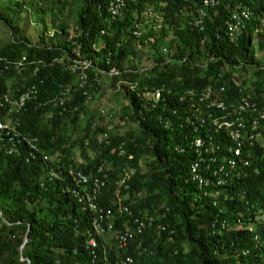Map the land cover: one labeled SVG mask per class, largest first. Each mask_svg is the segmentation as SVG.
<instances>
[{
    "label": "trees",
    "instance_id": "1",
    "mask_svg": "<svg viewBox=\"0 0 264 264\" xmlns=\"http://www.w3.org/2000/svg\"><path fill=\"white\" fill-rule=\"evenodd\" d=\"M122 1V16L112 20L108 13L112 0H82L76 33L70 37L66 24L60 26L64 37L58 36L57 45L52 46L22 38L16 24L21 13L12 10L16 18H4L11 40L0 48V101L4 103L0 121L10 120L18 131L36 138L44 155L62 159L64 171L73 168L90 191L99 179L96 204L115 214V232L125 235L127 246L107 236H96V248L87 245L91 214L72 196L71 181L68 177L48 181L52 162L47 165L42 155L40 161L28 160L27 147L17 140L7 141L5 135L13 134L4 131L0 140V264H264V222L256 221L264 215V154L257 152L252 157L253 172L220 187L221 194L214 199L217 189L199 190L191 181L187 156L193 155L188 148L187 156L175 151L183 133L176 126L165 129L159 120L162 108L152 109L141 94L115 89L118 81L136 83L138 91L144 85H165L164 96L177 110L184 89L208 85L226 68L231 70H226L229 79H214V83L227 85L231 100L251 95L264 107V68L250 58L254 52L252 22L241 41L232 43L225 37L226 21L233 11L251 5L256 20L264 14V0H221L207 10L204 32L190 18L203 0ZM68 2L40 0L37 11L62 10ZM148 9L162 16L160 31L154 30L155 21L136 27L134 16ZM134 30L142 35L136 38ZM163 47L176 51L174 61H167ZM259 48L263 50L264 45ZM77 50L79 59L92 62L85 70L92 100L104 82L114 94L122 93L128 101L123 115L135 124V133H118L106 122L99 126L88 113L90 100L77 82L81 68L69 59H78ZM143 57L158 64L149 65ZM213 57L216 61L203 68V59ZM23 58L24 66L16 69L14 63ZM197 61L201 67L193 65ZM76 65L78 69L73 71ZM37 66L39 73L33 76ZM250 66L258 76L255 90H249L248 76L241 72L237 79L243 77L242 87L231 79L232 72H248ZM33 85L39 90L37 100L11 113L13 106L4 102V95L17 100ZM70 85L72 100L61 105L63 90ZM169 89L172 93L168 95ZM228 95L224 99L230 101ZM82 116L83 124L79 123ZM104 134L108 143L100 141ZM9 149L17 151L8 154ZM131 169L130 177L121 184L125 171ZM226 194L232 200L222 211ZM222 221L227 225L224 230L219 228ZM251 221L257 222L254 231Z\"/></svg>",
    "mask_w": 264,
    "mask_h": 264
},
{
    "label": "built area",
    "instance_id": "2",
    "mask_svg": "<svg viewBox=\"0 0 264 264\" xmlns=\"http://www.w3.org/2000/svg\"><path fill=\"white\" fill-rule=\"evenodd\" d=\"M52 1V0H48ZM63 1L64 0H59ZM221 0H203L201 8L197 10L196 15H193L192 21L194 26L199 32H204L203 18L206 16L207 10L217 7ZM42 5V4H41ZM124 8V2L122 0H112L108 13L112 20L120 18L122 15V9ZM252 12L249 9H245L240 12H235L229 20L226 22L227 29L225 30V37L232 43L241 41V37L247 28L248 21H250ZM162 16L154 10L148 9L142 11L140 14L134 16V23L136 27H142V23H151L152 21L158 24L154 26L155 31L161 30ZM160 24V25H159ZM104 35V32H102ZM136 38L140 37L142 33L139 30H134L132 33ZM172 38H175L173 32H170ZM206 39L201 41L204 44ZM96 50L97 45L94 44ZM202 50V49H201ZM162 54L167 58L168 62L174 61L175 50H171L168 47L161 49ZM75 57L78 59L69 57L73 62H76L81 72L77 77V82L81 88H85L83 95L87 96L89 103H91L92 96L89 95L86 89V82L88 80V74L85 71L92 62L89 59H79L81 53L76 51ZM186 59H183L185 61ZM210 61H216V58H210L208 60L203 59V68L209 66ZM149 65H156L158 62L152 63L151 58L145 59ZM162 63H166L163 61ZM193 65L200 66L197 61ZM24 66V58L14 63L16 69H21ZM78 66L73 68L76 71ZM229 69L222 68L220 72L214 76L213 82H210L205 86H194L183 90L182 96L179 100V109L175 110V107H170V103L164 96L166 86L162 87H150L144 85L141 90H137L136 83L118 81L115 85L116 91L122 93L127 91L136 92L141 94L145 100V103L150 105L152 109L162 108V115L159 116V120L164 125L166 130L172 129L174 126L183 133L182 143L179 146H175V151L179 155H185L186 148L191 151L193 158L188 157L190 163V179L196 183L199 190L203 189H217L212 197L217 199L221 194L219 189L227 185H231L237 179L244 176H248L253 172L252 157L257 152L264 154V107L262 103L255 101L251 95L241 94L237 96V99L231 100L228 95V90L225 84L217 86L218 82L214 83V79H229L227 77ZM115 72V70H113ZM39 67H35L33 76L38 75ZM119 74L118 71L115 72ZM239 78V73L232 72L231 79L240 87H242L243 80ZM179 80L182 79L180 75ZM247 88V87H245ZM244 89V88H243ZM72 86H67L63 90L60 104L64 105L72 100ZM20 98L17 100H11L8 94L4 95V102L13 106L12 112H19L24 109L28 101L37 100L39 90L36 86H30L25 88L21 92ZM172 91L167 90L169 95ZM229 96L230 101L225 100V96ZM242 96V98H241ZM4 107L3 101H0V108ZM100 115L107 117V111H100ZM15 124L10 120L0 121V140L4 131H10L13 136L5 135L7 141L17 140L18 144L28 147L30 157L35 160L38 155L43 156V161L48 163L50 161L49 156L44 155L39 146L38 140L31 136H26L24 133L18 131ZM96 126V124L94 125ZM100 141L109 142L108 135L104 134L100 137ZM14 149H9L8 154ZM65 165H57L51 167L49 171L48 181H54L56 179L64 180L68 177L71 181V194L81 204L83 211H89L91 214L92 231L88 232L87 245L92 247H98V241L96 236H107L113 238L118 244L127 246V239L125 235L115 232L114 222L116 220L115 214L111 210H103L96 204V196L100 189V181L96 179L91 191L86 186H82V178L77 175L73 168H69L68 171H64ZM134 169L125 171L124 178L121 180V184H124L126 179L130 177ZM103 170L100 169V172ZM259 172V169H257ZM207 194V193H206ZM232 196L228 194L224 195L222 201L223 205L221 210H226V203L231 200ZM216 203V201H215ZM257 221V219H256ZM240 223V221H237ZM256 222H250V230H255ZM227 227L226 221H222L219 228L224 230ZM221 230H218L219 234ZM129 261L133 262L131 258Z\"/></svg>",
    "mask_w": 264,
    "mask_h": 264
},
{
    "label": "rangeland",
    "instance_id": "3",
    "mask_svg": "<svg viewBox=\"0 0 264 264\" xmlns=\"http://www.w3.org/2000/svg\"><path fill=\"white\" fill-rule=\"evenodd\" d=\"M81 1L82 0H69L67 7L62 10H57V8L56 10L48 9L47 12L41 13L39 10L37 11L39 5L38 2H40V0H0V12L2 13V16L0 17V48L8 44L11 40V29L8 27L7 21L4 18L11 20L13 17L12 19H15V15L17 14H12V10L16 13H21L20 16L17 15L18 21H16V24H18L20 36L22 38L28 39L32 44L43 43L52 46L57 45L59 41L58 36L61 38L64 37V35L60 34L62 32L60 26H65L66 24L70 37L76 33V16L81 8ZM16 2L21 5V9L16 7ZM23 4H25L24 9ZM41 7H44V5L42 4ZM198 9L199 8L193 9L190 12L191 19L193 15H196L195 13H197ZM255 23L256 28L251 39V47L254 52L250 58L251 60L253 59L256 61L259 68H264V49L261 50L259 48V46L264 45V14L256 19ZM144 53L145 51L143 54ZM145 63L148 64V62ZM253 68L255 67L250 66L248 72H245L242 69L237 71V73L241 72V75L248 76L249 85L247 87H249V90H252L253 88L255 90V82L258 80V76L254 74ZM241 79H243V77H241ZM262 87L264 88V84ZM110 88L111 87H109L106 82L102 84L101 91L93 95V100H91V103L88 106V113L95 118L94 121H97L99 126L106 122L107 125L109 124V126L114 127L112 128L113 131H117L118 133H135V124L123 115L124 110L127 107V99L122 93L114 94ZM102 110L107 111L108 113L104 120L100 118V116H102L100 115V111ZM110 115L113 117V122L109 117ZM86 116L87 115H84V117ZM85 122L86 120L82 116L79 123L83 124ZM91 155H94V153L91 152ZM50 161L52 162V165H50L51 167H53V165H63L60 163L62 159L56 155L50 157ZM262 220L264 222V215L257 219L259 223H261Z\"/></svg>",
    "mask_w": 264,
    "mask_h": 264
},
{
    "label": "clouds",
    "instance_id": "4",
    "mask_svg": "<svg viewBox=\"0 0 264 264\" xmlns=\"http://www.w3.org/2000/svg\"><path fill=\"white\" fill-rule=\"evenodd\" d=\"M221 3V2H220ZM250 7H251V5H250ZM250 7H249V5H244V7L242 8V9H239V10H235V11H233L231 14H230V17L235 13V12H240V11H243V10H245V9H249L251 12H252V16H251V19H250V21H248V24H247V27L249 28V26H250V23L252 22V25L254 26V28H256V23H255V21L256 20H254V14H253V11L250 9ZM227 22V21H226ZM247 29V28H246ZM244 34V33H243ZM241 39H242V37H241ZM38 146H39V144H38ZM40 148V147H39ZM27 149H28V147H27ZM47 155V154H46ZM47 156H49V155H47ZM29 159H32L31 157H30V153H29V151H28V160ZM33 160V159H32ZM34 161H40V157H39V155H38V157L34 160ZM44 162V161H43ZM49 163V162H48ZM48 163H47V165H48ZM89 238V237H88ZM88 238H87V241H88ZM86 244H87V242H86Z\"/></svg>",
    "mask_w": 264,
    "mask_h": 264
},
{
    "label": "water",
    "instance_id": "5",
    "mask_svg": "<svg viewBox=\"0 0 264 264\" xmlns=\"http://www.w3.org/2000/svg\"><path fill=\"white\" fill-rule=\"evenodd\" d=\"M27 239H24V242L26 241Z\"/></svg>",
    "mask_w": 264,
    "mask_h": 264
},
{
    "label": "crops",
    "instance_id": "6",
    "mask_svg": "<svg viewBox=\"0 0 264 264\" xmlns=\"http://www.w3.org/2000/svg\"><path fill=\"white\" fill-rule=\"evenodd\" d=\"M25 5V4H24ZM23 9H24V7H23Z\"/></svg>",
    "mask_w": 264,
    "mask_h": 264
}]
</instances>
